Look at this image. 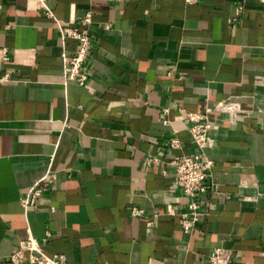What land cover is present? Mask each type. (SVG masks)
<instances>
[{"label": "crops", "instance_id": "0c3cea01", "mask_svg": "<svg viewBox=\"0 0 264 264\" xmlns=\"http://www.w3.org/2000/svg\"><path fill=\"white\" fill-rule=\"evenodd\" d=\"M49 4L55 17L40 0H0V74L14 76L0 82V264L28 237L70 264H199L220 245L264 264V0ZM58 21L91 33L84 85L65 77L78 41ZM228 98L236 116L216 109ZM189 112L215 121L192 231L170 164L197 150Z\"/></svg>", "mask_w": 264, "mask_h": 264}, {"label": "built area", "instance_id": "2783aa9c", "mask_svg": "<svg viewBox=\"0 0 264 264\" xmlns=\"http://www.w3.org/2000/svg\"><path fill=\"white\" fill-rule=\"evenodd\" d=\"M189 3L199 2L201 0H186ZM41 7L49 16L55 17L54 11L49 4V0H40ZM86 23H91L92 13L87 11L84 17ZM59 29L63 36L72 37L78 41V50L75 55L65 57V77L68 81L84 85L88 81L89 73L87 71L86 62L89 59L92 47L91 33L88 28H80L71 23H61L58 21ZM109 25H107V28ZM2 60L9 62L11 60L10 51L7 47L2 49ZM14 76L9 72L0 74V82L11 81ZM218 111L226 112L232 116L239 114L243 108L240 101L234 99H224L216 105ZM169 108L165 107L164 112L168 113ZM163 122L168 124L170 120L166 117ZM189 131L196 145V152L190 155H183L174 158L170 164L176 170V183L183 194L188 198V205L185 211L180 212L181 223L186 231H192L196 228V221L201 213L203 201L208 193V183L214 167V159L208 154L207 148L213 145V137L211 131L215 125L208 112H189L188 113ZM171 148H180L182 142L179 138L173 137L169 139ZM161 159L156 155H151L147 159V165L157 164L162 167ZM167 172L166 169H163ZM38 186L34 191L32 200L24 202L25 205L34 202L35 195H39L42 191ZM171 213L177 214L176 209L172 208ZM134 213H142V209L135 208ZM12 264H70L63 254L48 255L42 249L40 242L34 237H28L19 242L18 248L10 255ZM199 264H235L233 248L226 246L215 247L208 259Z\"/></svg>", "mask_w": 264, "mask_h": 264}]
</instances>
